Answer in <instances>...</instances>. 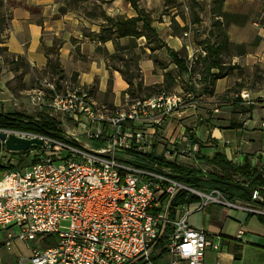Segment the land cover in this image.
Listing matches in <instances>:
<instances>
[{"label": "built area", "instance_id": "2783aa9c", "mask_svg": "<svg viewBox=\"0 0 264 264\" xmlns=\"http://www.w3.org/2000/svg\"><path fill=\"white\" fill-rule=\"evenodd\" d=\"M191 96L166 90L144 97L127 94L122 103L108 107L97 104L81 83L59 87L57 78H39L28 92V105L47 109L60 127L71 128L61 127L71 140L0 127L7 136L42 139L17 151L0 139V225L18 226L16 236L29 245L38 235L54 236L45 248L33 249L32 264H157L162 253L171 256L166 264H204L207 249L220 244L188 222L189 203L172 208L180 189L186 197L198 196L199 208L218 201L264 215L259 192L253 196L257 201L230 202L219 189L172 179L169 166L144 158L155 151L173 161L172 155L190 151L179 143L169 146L159 135ZM237 97L249 104L264 100V87L257 98L249 89ZM165 225L171 229L163 252L153 245Z\"/></svg>", "mask_w": 264, "mask_h": 264}, {"label": "crops", "instance_id": "0c3cea01", "mask_svg": "<svg viewBox=\"0 0 264 264\" xmlns=\"http://www.w3.org/2000/svg\"><path fill=\"white\" fill-rule=\"evenodd\" d=\"M1 2L0 35L13 62L8 60L6 67L0 71V111H24L35 117L48 114L47 109L30 108L27 96L38 85L39 78L55 73L47 68L49 58L52 62L58 59L66 77H73L72 81L89 88L97 104L112 107L122 103L129 94L128 83L122 73L109 63L113 61L112 56L117 53L118 45L123 46L124 43H129L126 47L130 49V55L123 57L129 63L135 57L136 63L143 66L145 84L163 82V77L154 79L149 75L156 65L151 55L152 49L157 48L155 42H149L145 35L117 37V20L139 15V10L130 0H71L68 5L66 0ZM138 6L145 11V17L150 18V25L158 33V47L165 49L167 54V47L174 50L186 48L189 55L193 53L195 44L191 32L187 29L178 32V28L186 27V19L177 15L176 11L170 15L162 12L165 0H138ZM224 9L243 16V23L240 24L243 33L248 39L251 34L260 36L258 47L260 52L263 51L264 0H225ZM108 17L113 20L109 21ZM135 26L138 30L144 29L143 21ZM234 29L236 26L231 25L227 32L229 39L239 43L241 41H234L232 36ZM107 35L110 38L104 39ZM19 59L25 69L15 67ZM173 65L177 66L175 63ZM232 81L229 74L217 78L212 100L203 97L209 96L206 93L194 101L187 98L182 112L165 122L160 140L168 141L169 146L179 143L180 148L185 144L190 149L185 156L175 158L172 155L171 160L201 167L207 163L197 159L199 155L212 156L220 152L238 165L248 161L251 167L264 170V100L249 104L230 99L224 93ZM177 90L183 92L185 89ZM251 93L256 97L260 90ZM14 99L18 105L21 103L25 108L29 107L30 112L19 107L15 109ZM192 122L195 123L190 127ZM61 127L66 129L65 126ZM66 130L72 131L71 128ZM192 159H197V164H192ZM207 165L219 168L213 164ZM222 193L230 202L248 201L240 197L230 198ZM198 200L197 197L186 205L190 211L188 222L205 230L210 238L220 244L218 248L207 249L204 264H264V221L258 214L218 201L199 208ZM16 231V227L0 225V264H32L33 249L45 248L54 241L52 235H38L29 245L16 236ZM157 258H164L160 263L165 264L171 256L162 253Z\"/></svg>", "mask_w": 264, "mask_h": 264}, {"label": "rangeland", "instance_id": "374dc122", "mask_svg": "<svg viewBox=\"0 0 264 264\" xmlns=\"http://www.w3.org/2000/svg\"><path fill=\"white\" fill-rule=\"evenodd\" d=\"M79 1L82 2V0ZM1 6L2 2L0 0V10ZM214 6L215 5H213L212 0H165V7L163 8L162 12L170 15L173 11H176L175 13L177 15H179L183 19H186L185 21L187 30L189 31V33L191 32L192 38L194 40L195 49H193L194 51L192 50V54L189 55V50H187L186 48H183L179 51L182 56L186 57L189 64L190 73L187 74L186 72L181 71L177 66L174 67V62L172 61L171 57L167 54L165 49L158 47L157 43V48H155L156 50L152 49L151 53L153 61H155L156 65L155 67H152L153 72L149 75L154 79L163 77L162 83L145 84L143 66L139 63H137V66L135 65V57L133 58V62L130 63L129 67L124 65L126 59L113 60L109 63L111 67L116 66L124 70L127 69L128 73L133 74V84L131 88L133 89L132 91L134 93L132 92L133 94H131V92L127 91L130 96H149L150 94L158 92L162 89L173 93H179V90L177 89H185L192 95L191 97H188L190 101L200 99L203 96V93L209 95L203 96L204 98H210L212 100V98L214 97L213 91L217 78H215V76L212 75L211 72L216 71L215 69H212V71L210 72L207 71L206 64H208L209 61H206L207 63H205L204 56H206L207 54H203V51L207 52L208 45H211L216 40L221 39V36H219V17H217L214 12ZM223 11L225 12V14L223 17H220V20H222L221 23L223 31L226 32L229 38V34L227 32L229 31L231 25H235L236 29L232 31V36L234 38V41H241L239 43H235L229 39L230 43L228 45V49L223 50L220 54V57L223 60L222 72L225 75L229 74L230 78L233 80L232 85L226 89L224 94H228L230 99L240 101L241 99L237 97V94L242 89H249L250 91L257 93L264 87V59L262 58L264 57V50L260 52V49L258 47L261 41V38H259V36H254V34H251L250 38L248 39L243 33L240 25L243 23V16L241 14L238 15L239 13H229L224 9V5ZM1 37L2 36L0 35V71L4 69V67H6V62L10 60L7 50L2 44L3 37ZM128 44L129 43H124L123 46H126ZM121 54L122 57L124 55H130V49L125 48ZM140 55L142 56V49L140 51ZM61 68L62 67H60V72L58 71L57 73H53V75L50 73V75H44L52 78H57L59 87H61V85H64L66 82H70L72 81V79H74L73 77H66L62 73L63 70ZM139 83L143 86V88H138ZM159 84L160 86H157ZM216 99L219 98L217 97ZM15 100L16 99H14L13 102V107L15 109L19 107L20 110L26 109L28 111L29 107L33 108L30 105H28L29 107L25 108L24 104L21 105V103L18 105L17 101ZM206 105L208 106L209 104L206 103ZM208 113L209 112H207L206 114ZM194 123L195 122H192L190 124V127L193 126ZM93 145H96V142H94ZM181 147L184 148L186 147V145L182 144ZM177 157H180V155H178ZM192 160V164H197L195 162V159ZM190 161L191 160L187 162ZM25 162L30 163L31 159H25ZM201 168H203L205 172L224 175L240 182L244 180L238 174L231 172L227 173L222 169L214 168L207 164H203ZM13 227L17 228L16 234H18L20 228L16 225H14ZM164 258H157V264H164V262L160 263L164 260ZM167 262H165V264Z\"/></svg>", "mask_w": 264, "mask_h": 264}, {"label": "trees", "instance_id": "16d2710c", "mask_svg": "<svg viewBox=\"0 0 264 264\" xmlns=\"http://www.w3.org/2000/svg\"><path fill=\"white\" fill-rule=\"evenodd\" d=\"M71 0H66V4L68 5ZM132 5L136 7L139 10V15L132 18H121L118 19L116 24L118 26V33L117 37H122L126 35H132L134 37H139L141 35H145L147 40L149 42H155L156 44H159V37L158 33L150 25V18L145 17V11L138 6V0H130ZM225 0H212V3L214 6V12L216 14L219 21V36H221V39L216 40L213 42V44L207 46V55L204 56L205 63L206 61H209L208 64H206L207 71H212V69H215L216 72H211L212 75L215 76V78H219L224 76L225 74L222 72V63L223 60L220 57V54L223 50L228 49V45L230 43L228 35L225 31L222 29V20H220V17H223L225 12L223 11V5ZM109 21H112L113 19L108 17ZM140 21H143V28L142 30H138L136 28V24ZM134 25V27H132ZM178 32L180 33L187 29V27L178 28ZM110 38V35H107L104 37V39ZM260 38V36H259ZM264 38V37H263ZM157 44V45H158ZM127 48L126 46H118L117 47V53L112 56V60H115L114 58H117L118 60L125 59L122 57V51ZM50 50L54 51V48H51ZM168 54L170 55L172 61L177 65V67L186 73H190L189 64L187 62L186 57L182 56L180 54V50H174L170 47H167ZM11 60H9L10 62ZM13 62V61H11ZM125 66L130 65L127 60L124 62ZM135 65L137 66V63L135 61ZM24 63L19 59L17 64H15V67L24 68ZM47 68H51L52 71L57 73L60 72V65L58 62V59L56 58L54 62L49 58ZM51 66V67H50ZM114 67V66H113ZM118 69L124 79L128 83L127 91L131 92L133 89V74L128 73L127 69L124 70L119 67H114ZM20 83V82H19ZM22 83V82H21ZM20 85V84H19ZM157 86H160L157 85ZM138 88L141 89L143 86L139 83ZM165 90V89H162ZM159 90L158 92L162 91ZM133 92V93H132ZM158 92H155L153 94H156ZM152 95V94H150ZM0 127L2 128H9V129H23L26 131H31L35 133H40L43 135H49L51 137L61 139V140H71L69 137H66V132L60 127L59 122L56 118L53 116H50L49 114H42L38 117L28 115L24 111H0ZM148 157H144L148 159L149 161L158 160L160 163V166H169L171 168V174L170 177L172 179L178 180L180 182H183L189 186L192 187H198V188H206V187H216L220 189L222 192L227 194L230 198L234 197H240L242 199L248 200V201H257L255 200L250 194L247 192L241 190L240 188H237L235 186H231L228 184H225L223 182H218L213 179H211L213 176H217L221 179H227V180H234L230 177H226L224 175H217L214 173H209L203 171L199 167H194L191 165L183 164L176 161H170L166 160L162 156H157L156 152H150L148 153ZM198 158L203 160L207 164H213L216 167H219L223 171L229 173H235L240 175L244 180L242 183H245L249 185L252 188H255L259 191L260 194L264 195V170H260L255 167H251L250 163L246 161L242 165H238L234 163L233 161L229 160L225 157L224 154L220 152L214 153L212 156H208L205 154L199 155ZM35 161V160H33ZM13 167V166H12ZM4 170V166L0 165V171ZM187 191L184 189H180L178 193L175 195V197L172 200V208H174L175 205L179 203H190L194 201L198 196L194 194H188V197H186ZM171 217H174V211H171L170 214ZM258 217L264 221V215L258 214ZM171 227L170 225H165L162 227L161 235L156 239V242L154 243V248H160L161 251L165 252L166 249L164 248V244L166 243V234L170 231Z\"/></svg>", "mask_w": 264, "mask_h": 264}, {"label": "water", "instance_id": "95a60500", "mask_svg": "<svg viewBox=\"0 0 264 264\" xmlns=\"http://www.w3.org/2000/svg\"><path fill=\"white\" fill-rule=\"evenodd\" d=\"M0 139H5L6 148L12 151L27 150L29 149L32 143H37V144L42 143V139L40 138H31V139L21 138L15 136L14 134H9L7 136L5 132H0ZM0 150H1V143H0ZM211 179L240 188L241 190L247 192L251 196H255L257 194V190L255 188H252L249 185L237 180H227V179H221L219 177H212Z\"/></svg>", "mask_w": 264, "mask_h": 264}]
</instances>
